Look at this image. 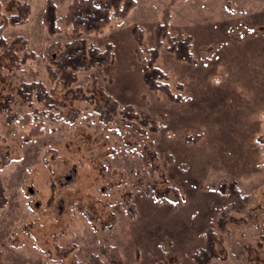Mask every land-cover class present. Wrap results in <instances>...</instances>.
Returning a JSON list of instances; mask_svg holds the SVG:
<instances>
[{
	"label": "rangeland",
	"instance_id": "374dc122",
	"mask_svg": "<svg viewBox=\"0 0 264 264\" xmlns=\"http://www.w3.org/2000/svg\"><path fill=\"white\" fill-rule=\"evenodd\" d=\"M69 1L55 0L57 15ZM0 3L28 16L0 29L1 107L25 81L50 84L47 53L59 51L48 46L68 39L69 30L61 21L57 34L46 33L45 0ZM163 27L191 36L193 60L173 55ZM87 38L99 47L111 42L113 59L79 70L74 82L85 90L101 84L153 124L144 132L118 118L103 123L76 103L78 115L63 114L75 120L47 116L45 130L28 136L17 123L27 107L7 105L0 114V264H51L58 245L70 242L76 247L63 254L66 261L105 244L122 264H193L202 232L228 204L219 189L231 183L243 194L232 212L246 224L226 235L230 254L218 246L212 264L264 263V0H136ZM148 59L182 82L183 98L146 89Z\"/></svg>",
	"mask_w": 264,
	"mask_h": 264
},
{
	"label": "trees",
	"instance_id": "16d2710c",
	"mask_svg": "<svg viewBox=\"0 0 264 264\" xmlns=\"http://www.w3.org/2000/svg\"><path fill=\"white\" fill-rule=\"evenodd\" d=\"M135 3L136 0H70L64 12L57 15L55 0H45L41 17L46 33L57 34L60 31L58 22L62 21L69 30V38L62 41L56 40L55 43L52 42L48 46L49 49L54 46L58 47L57 51H59L57 55L47 53L46 72L50 84L47 85L41 79H32L19 84L15 95L11 94L6 98L4 104H1L0 114H6L9 110L7 107L18 101H21L27 108L31 107L32 111L24 108L17 118V123L27 130L29 136L42 133L45 130L47 116H55V119L52 120L62 123L72 122L75 117L69 119L63 114L64 112L77 111L75 115H78L82 108L76 107L75 104L80 103L83 107H91V113L95 114L103 123L118 118L124 126L131 127V122H135L138 127L145 129L144 132L149 130L153 123L147 119V115L135 106L130 105V107L128 104L118 101L101 84L97 83L93 89L85 90L74 82L79 70L103 65L113 59L111 42H106L105 46L99 47L88 40L87 34L102 32L112 19L127 15ZM0 15L2 16L0 29L7 24L13 25L28 20L27 9L22 13H7L0 10ZM159 34L167 40L166 47L172 51L176 58L186 61L194 59L190 50L192 38L188 33H171L163 27ZM141 79L146 89L162 92L168 99L176 101L184 97L181 96L179 89L183 86L182 82L172 79L169 72L161 65L152 62V59H148L142 64ZM98 91L102 101L107 104L104 105V102L102 103L94 95ZM36 104L40 106L37 107ZM100 107L105 111H102L103 109ZM35 110L37 112H34ZM261 142L263 141L259 139L258 143ZM8 163L5 159L1 163V168H4ZM219 191L229 197L228 204L216 209L215 216L211 219L212 223L202 232L203 243L194 248L190 255L193 264H212L220 260L221 254L218 253V246L225 250L223 256L228 257L230 246L225 242L226 235L234 228L246 224L244 216L232 212V208L236 210V208L242 207L240 200L243 194L235 183H231L229 186L225 185ZM262 194L260 193V195ZM127 204V208H131L130 200ZM111 225L109 224L108 227ZM260 244L262 245V243ZM58 247V256L50 257L51 264H122L119 251L115 247H108L105 244H101L96 252H91L84 259L74 254L67 261L64 260L63 254L76 247V243L70 242L68 246L58 245ZM247 249L250 250V246ZM113 251H115L114 254H112ZM262 263L256 262V259H250L246 264Z\"/></svg>",
	"mask_w": 264,
	"mask_h": 264
}]
</instances>
